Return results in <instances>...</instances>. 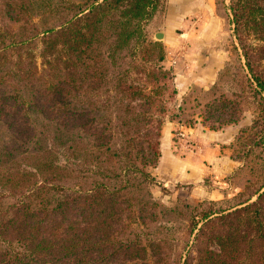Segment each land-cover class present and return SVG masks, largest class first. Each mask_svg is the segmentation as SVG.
Masks as SVG:
<instances>
[{"label": "trees", "instance_id": "16d2710c", "mask_svg": "<svg viewBox=\"0 0 264 264\" xmlns=\"http://www.w3.org/2000/svg\"><path fill=\"white\" fill-rule=\"evenodd\" d=\"M164 2L93 0L58 25L11 34L1 45L5 53L37 38L41 60L38 64L32 55L29 60L28 84L36 86V94L23 95L28 86L0 96L6 108L0 105V123L6 128L3 132L0 124V158H12L9 166L0 164L5 173H0L2 197L12 200L4 203L0 197V240L5 244L0 264H91L94 246L98 260H104V242L112 235L109 221L127 216L125 211L139 200L134 193L154 179L148 167L160 156L162 119L154 112L158 88L150 85L166 84L171 74L159 61L160 43L145 39L143 23L163 12ZM224 7L252 89L262 98L264 0H228ZM95 41L106 45L110 60L116 54L123 58L124 50L135 51V59L136 52L148 46L157 47L159 54L156 61H97L99 80L85 55L80 61L85 71L77 78L74 59ZM60 49L69 52L63 66ZM59 70L64 77L58 78ZM224 107L222 103L214 109ZM180 113L178 105L174 117L183 125ZM18 154L38 165L33 171L20 168ZM42 193H50L51 201H37ZM255 195L227 213H204L189 264H264V184Z\"/></svg>", "mask_w": 264, "mask_h": 264}, {"label": "rangeland", "instance_id": "374dc122", "mask_svg": "<svg viewBox=\"0 0 264 264\" xmlns=\"http://www.w3.org/2000/svg\"><path fill=\"white\" fill-rule=\"evenodd\" d=\"M92 1L0 0V47L10 41L11 34L24 35L41 31L51 25H58ZM174 2L175 0H165L163 12H157L143 23L145 39L148 42L160 43L163 58L159 61L171 74L170 78L164 80L166 84H161V81L158 86L150 85L153 90L155 87L158 88V94L154 96V112L162 119L159 150L161 153L162 147L165 148L168 144L169 123L174 122L177 126L171 128L172 141H170L174 153L184 156L190 150H194L193 137L185 134L179 140L176 136L180 123L176 121L174 114L177 113L179 105L181 107L179 118L183 125L193 128L194 133L201 131L214 133L216 138L210 139L205 147L206 153L215 154L223 160L215 163L209 159L211 161L208 162L209 173L197 185L202 184L208 189L224 187L229 189L231 195L220 200L189 196L190 189L196 184L168 182L167 174L162 172L158 165L159 156L157 163L148 167L154 179L142 192L134 193L139 200L125 211L127 216L114 223L109 221L110 226L107 231L112 235L104 242L106 255L104 260L101 262L98 260L94 246L92 248L94 258L91 264H189L195 255L194 238L198 227L202 224L204 213L221 210L227 213L237 208L238 202L242 200L252 201L256 198V190L264 184V101L262 100L264 93H261V98L252 89L254 84L225 11L224 5L228 0H196L195 2L191 0L190 7L184 14H172L170 35L167 34L170 30L164 24V18L167 7ZM156 32L162 33L161 39L155 37ZM164 32L170 36L169 43L164 40ZM40 44L39 39L36 38L25 43L23 49L14 51L6 49L8 51L5 53L3 50L0 51V96L2 91L5 94H12L14 91L22 92L20 89L28 86L30 87L23 95L36 94V86L32 87L33 84H28V80H31L28 70L31 55L34 56V60L36 57L35 61L38 64L40 63L41 59L38 56ZM80 49L81 47L77 51ZM105 49L106 45L95 41L92 48L81 51L74 59L78 64L75 76L77 78L83 76L85 68L80 65V61H83L85 55L90 57L88 63L96 70L97 61L98 63L156 61L159 54L157 47L148 46L146 50L136 52L135 59L132 58L135 51L124 50L121 53L125 55L123 58L116 54L114 59L110 60L105 56ZM57 54L60 65L63 66V61H67L69 52L60 49ZM208 66L213 67L212 81L192 83L181 96L172 93V89L175 88L176 72L191 75L194 72L204 71ZM93 75L95 80H99L98 71ZM130 76L138 75L131 73ZM59 77H64L61 70L58 71ZM159 85L163 87L159 88ZM207 103H213L210 110L206 107ZM222 103L226 107L214 109ZM3 109L6 108L3 106ZM28 115L32 117L33 114L29 112ZM229 118L234 121L224 122ZM0 124L2 131L5 132L4 123ZM35 129L37 130V127ZM19 158L16 160L20 168L33 171L31 167L38 165L33 158L21 160ZM11 159L8 156L0 158V164L9 166ZM0 173L5 176L2 168ZM3 179L4 177L0 185L4 183ZM2 196V188H0V197ZM39 199L49 202L51 194L42 193L36 200ZM2 200L4 203L12 201L4 197ZM195 223L196 228L191 229ZM217 224L220 222L217 221ZM93 240H96L95 233ZM1 242L0 247H5L4 242Z\"/></svg>", "mask_w": 264, "mask_h": 264}, {"label": "crops", "instance_id": "0c3cea01", "mask_svg": "<svg viewBox=\"0 0 264 264\" xmlns=\"http://www.w3.org/2000/svg\"><path fill=\"white\" fill-rule=\"evenodd\" d=\"M191 0H175L174 4H171L167 7V12L164 18V24H166L167 28H172L170 26V20L173 15L184 14L190 7ZM196 1V0H192ZM167 34L170 33L172 29H169ZM164 40L165 42H170V36L166 35L164 32ZM166 63H170V61H165ZM212 66H208L204 71L194 72L191 75H185L183 72H176L174 76V85L177 90V96H181L182 93L189 87L190 84L196 82L209 83L212 81L214 71L212 70ZM177 126V124L169 123L168 129V144L165 142V148L162 147L160 153V159L158 165L162 169V172H165L166 179L170 183H185V184H196L195 187L190 189L189 196L191 197H204L213 200H220L226 197H229L231 194L228 191L229 189L223 188H211L208 189L202 184H198L204 176H207L209 173L210 167H208V162H211L209 159H212V162L220 163L223 160L221 157H217L215 154H207L205 147L209 143L211 138H216L213 132L209 131H201L200 133H194L193 128L183 126L185 134L193 137L194 139V150H190L186 155L181 156L178 153H174L172 148V132L171 128L173 126ZM174 128V127H173ZM168 146V147H167Z\"/></svg>", "mask_w": 264, "mask_h": 264}, {"label": "built area", "instance_id": "2783aa9c", "mask_svg": "<svg viewBox=\"0 0 264 264\" xmlns=\"http://www.w3.org/2000/svg\"><path fill=\"white\" fill-rule=\"evenodd\" d=\"M185 135V131L183 129V126L180 124L178 126V129L176 130V136L180 140Z\"/></svg>", "mask_w": 264, "mask_h": 264}, {"label": "water", "instance_id": "95a60500", "mask_svg": "<svg viewBox=\"0 0 264 264\" xmlns=\"http://www.w3.org/2000/svg\"><path fill=\"white\" fill-rule=\"evenodd\" d=\"M155 37H156L157 39H161V38H162V33H161V32H156V33H155Z\"/></svg>", "mask_w": 264, "mask_h": 264}]
</instances>
